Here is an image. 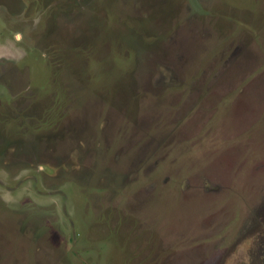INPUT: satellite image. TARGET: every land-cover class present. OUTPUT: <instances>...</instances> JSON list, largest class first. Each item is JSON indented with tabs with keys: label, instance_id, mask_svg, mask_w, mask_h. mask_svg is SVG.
Masks as SVG:
<instances>
[{
	"label": "rangeland",
	"instance_id": "obj_1",
	"mask_svg": "<svg viewBox=\"0 0 264 264\" xmlns=\"http://www.w3.org/2000/svg\"><path fill=\"white\" fill-rule=\"evenodd\" d=\"M0 264H264V0H0Z\"/></svg>",
	"mask_w": 264,
	"mask_h": 264
}]
</instances>
